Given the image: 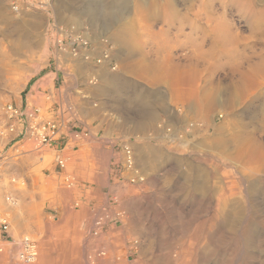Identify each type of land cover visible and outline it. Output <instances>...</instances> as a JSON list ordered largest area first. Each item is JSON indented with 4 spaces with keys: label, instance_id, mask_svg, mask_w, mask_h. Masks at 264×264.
Wrapping results in <instances>:
<instances>
[{
    "label": "rangeland",
    "instance_id": "1",
    "mask_svg": "<svg viewBox=\"0 0 264 264\" xmlns=\"http://www.w3.org/2000/svg\"><path fill=\"white\" fill-rule=\"evenodd\" d=\"M10 1L0 0V207L13 235L38 241L39 255L23 263L2 254L0 264H264V165L234 158L238 137L245 156L252 141L264 145V84L229 100L231 66L249 69L264 52V35L250 34L242 16L264 10V0H49L18 12ZM202 10L230 26L217 29ZM120 29L127 43L116 39ZM67 34L87 45L75 54L66 39L59 47ZM48 70L58 72L28 107L59 116L67 135L88 130L62 151L71 187L51 148L17 136L22 120L7 129L4 106L18 105ZM124 145L142 180H131ZM106 205L121 217L93 234Z\"/></svg>",
    "mask_w": 264,
    "mask_h": 264
},
{
    "label": "built area",
    "instance_id": "2",
    "mask_svg": "<svg viewBox=\"0 0 264 264\" xmlns=\"http://www.w3.org/2000/svg\"><path fill=\"white\" fill-rule=\"evenodd\" d=\"M48 2L49 0H11L10 7L13 11L18 12L24 9L45 7ZM64 39L67 40L66 44H69L70 51L73 54L77 52L79 46L87 45L86 40L80 35L67 34L65 38H57L56 42L59 47L64 46ZM4 113L9 121L7 127L9 131H13L15 124L22 120L17 136L27 134L40 146L51 148L55 152V166L63 172L62 179L65 185L71 187L74 184V178L70 173L64 171L67 165V158L62 151L71 137L80 138L87 136L88 130L71 126V133L67 135L66 131L68 130L64 121L59 116L44 117L40 106L19 107L9 103L4 106ZM123 151L125 154V166L133 173L131 180L136 178L142 180L132 160L131 148L124 145ZM5 200L10 205L16 204V200L11 195L5 196ZM117 200V197L113 195L110 203L116 204ZM121 214L120 210H112L107 205L103 206L94 215L92 223L93 234H98L113 217L120 218ZM2 254H6L19 262L33 263L38 258L39 247L38 241L28 233L13 235L10 217L0 207V255ZM95 254L96 256H101L105 254V251L97 250Z\"/></svg>",
    "mask_w": 264,
    "mask_h": 264
},
{
    "label": "bare ground",
    "instance_id": "3",
    "mask_svg": "<svg viewBox=\"0 0 264 264\" xmlns=\"http://www.w3.org/2000/svg\"><path fill=\"white\" fill-rule=\"evenodd\" d=\"M249 4H252L251 1H249ZM203 11V10H202ZM240 11V10H238ZM203 13L208 17V20L211 23H214L215 27L218 28H226L229 27L230 25H228L226 22H224V20L222 19L223 17H221V15L223 13H221L220 17H219V21H216V17L213 19L212 15L214 13H212V10H204ZM180 14V13H179ZM243 17L248 19L249 21V31L250 34L257 36V35H264V26L262 24V22L264 21V10H248L246 12L242 13ZM204 15V16H205ZM214 16V15H213ZM207 20V19H206ZM192 24V23H191ZM213 25V26H214ZM212 26V25H211ZM38 27H36L37 29ZM231 28V27H230ZM212 29V27H211ZM228 29V28H227ZM216 30V29H215ZM214 30V31H215ZM221 32V31H220ZM230 32V31H229ZM218 33V32H217ZM226 33V32H225ZM115 37L118 41L122 42V43H127L129 36L128 33L124 30H119L115 33ZM222 34V33H221ZM218 35V34H217ZM231 35V34H230ZM234 36V35H233ZM231 36V37H233ZM219 38V37H218ZM237 38V37H236ZM214 39V38H213ZM230 41V38L228 39ZM238 40V39H237ZM226 41V40H225ZM236 41V40H235ZM130 42V41H129ZM233 42V41H232ZM230 42V43H232ZM237 42V41H236ZM234 43V42H233ZM203 51V50H202ZM238 51V50H237ZM235 52L236 56H240V54L238 52ZM263 51V50H262ZM234 52V51H233ZM242 57V56H240ZM258 60L252 66L248 67L249 69H246L243 67L242 64L240 63H234L233 66H231V73L232 75L236 74V80L233 81V83L230 85L229 89L231 91L230 93V99L231 101H235L236 100H241L244 99L246 97H251L253 94V91L255 89H258L261 87V85L264 84V52H261L259 55H257ZM256 57V58H257ZM176 65V64H175ZM177 66V65H176ZM180 66V64L178 65ZM143 68V67H142ZM175 68V66H174ZM183 71H190V68L187 66L183 67ZM145 69V67H144ZM173 69V66H172ZM179 69V67H178ZM193 70V69H192ZM145 71V70H144ZM162 72V71H161ZM191 72V71H190ZM150 74H148L149 76ZM158 75V74H157ZM162 75V74H161ZM151 76V75H150ZM149 76V77H150ZM158 77V76H157ZM161 77V76H160ZM192 79V78H191ZM111 80V78H110ZM109 81V80H108ZM94 83V82H93ZM106 84V77L102 78L100 80V84L99 85H105ZM193 84V83H192ZM193 86V85H192ZM197 88V85L195 86ZM195 92V91H194ZM229 95V94H228ZM200 101L203 104L202 106L211 108L213 105L212 102V97L210 95V92H208V90H204L202 92V94L200 95ZM199 97V96H198ZM231 104V103H230ZM262 121L264 122V119H262ZM237 144H236V151H235V155L234 158L239 159L241 158L243 160L244 157H246V163L248 165H250L251 167L256 168V170L260 167H262L264 165V158L262 156V150L264 149V145L261 142H257L256 141H250L251 146L250 147V152L251 154H247L245 156V151L247 148L245 142L243 141V139L241 140V138H237ZM249 142V141H248ZM247 143V142H246ZM139 153V152H138ZM131 154H132V160L134 161L135 164V160H134V155L131 149ZM234 154V153H233ZM140 161H142V166L145 167L148 164V160L149 158L147 157L146 154H144V151H140ZM244 162V161H243ZM136 165V164H135ZM148 166V165H147ZM67 167V166H66ZM68 173V172H67ZM189 187V186H188ZM199 188V187H198ZM195 187H193V191H195ZM197 191V190H196ZM201 191V190H199ZM202 194V192H200ZM202 196V195H201ZM222 197H219L218 199H221ZM222 204V203H219ZM16 205V204H15ZM13 205V207L15 206ZM218 205V204H217ZM224 205V204H223ZM222 206V205H221ZM218 209V208H217ZM215 214V213H214ZM217 217V214H215V218ZM203 227V226H202ZM192 228V227H191ZM202 229V228H201ZM203 230V229H202ZM251 230V229H250ZM203 232V231H202ZM205 233V232H204ZM249 237V236H248ZM190 239V238H189ZM193 239V238H192ZM196 239V238H195ZM188 241V240H187ZM200 241V240H199ZM202 242V241H201ZM194 243V242H193ZM200 244V243H199ZM198 244V246H199ZM142 248V247H141ZM192 248V246H191ZM244 248V247H243ZM192 250V249H191ZM151 251V250H150ZM190 251V250H189ZM194 252V251H193ZM196 255V254H195ZM203 256V255H202ZM186 257V256H185ZM186 259V258H185ZM206 260V259H205ZM196 261V260H195Z\"/></svg>",
    "mask_w": 264,
    "mask_h": 264
},
{
    "label": "crops",
    "instance_id": "4",
    "mask_svg": "<svg viewBox=\"0 0 264 264\" xmlns=\"http://www.w3.org/2000/svg\"><path fill=\"white\" fill-rule=\"evenodd\" d=\"M83 51V50H82ZM85 52L88 50H84ZM83 51V52H84ZM58 71H52V70H48L44 73V75H42V79L39 80L36 84H34V86L31 87L28 96L24 99L21 100L19 102V104L17 106L19 107H23V106H28V102L33 101L34 103H37L38 101H40L39 96L41 95V93H43V88L49 87L51 81L54 80V74L57 73ZM35 97V98H33ZM65 100L61 99V103H63ZM100 190H102L101 188H96V192L99 193Z\"/></svg>",
    "mask_w": 264,
    "mask_h": 264
}]
</instances>
